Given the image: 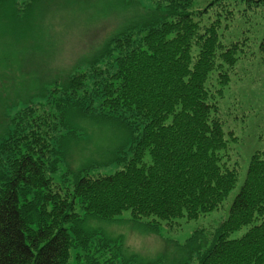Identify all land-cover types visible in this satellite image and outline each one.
Masks as SVG:
<instances>
[{
    "label": "trees",
    "instance_id": "1",
    "mask_svg": "<svg viewBox=\"0 0 264 264\" xmlns=\"http://www.w3.org/2000/svg\"><path fill=\"white\" fill-rule=\"evenodd\" d=\"M16 1L0 0V15L15 17L4 21L14 38L27 20L15 12ZM153 1V11L108 39L88 66L40 91L42 101L7 115L0 264H164L124 258L117 239L85 220L128 212L159 233L224 208L241 173L223 157L236 132L229 118L239 115L212 99V90L221 91L239 63L256 55L251 46L258 38L250 43L241 26L251 18L247 7L264 13V0H211L204 8L197 0ZM213 9L214 18L205 16ZM257 47L260 62L264 27ZM74 114L115 120L127 137L109 161L117 166L112 172L83 168L59 184L53 180L66 142L78 138ZM211 229L195 231L184 244L188 257L171 264H264V149L251 153L226 216Z\"/></svg>",
    "mask_w": 264,
    "mask_h": 264
},
{
    "label": "rangeland",
    "instance_id": "2",
    "mask_svg": "<svg viewBox=\"0 0 264 264\" xmlns=\"http://www.w3.org/2000/svg\"><path fill=\"white\" fill-rule=\"evenodd\" d=\"M210 1L197 0L196 3L204 8ZM16 4L18 11L15 12H19V18L27 17L21 25L23 34L16 35L17 38L9 37L12 31L4 21L15 17H11L10 11H5L6 14L2 11L0 15H6L0 21V140L9 128L10 117L7 115L12 117L25 104L42 101L40 91L50 88L55 81L61 83L73 71L84 69L108 39L145 19L146 13L155 7L153 0H17ZM247 10L250 21H243L241 27L250 43L258 38L251 46L256 55L239 63L238 71L229 76V83L221 91L212 90V99H221L233 114L239 115L236 120L229 118V124L234 123L236 132L230 141L228 158L223 156L241 171L238 183L224 202V208L189 221L180 220L176 227L161 228L159 233L150 232L133 221L128 212L110 220L88 217L85 226L117 239L121 255L126 259L141 263L160 260L164 264L186 259L189 254L184 246L186 239L199 229L211 233L210 229L226 216L251 153L264 149V59L258 62L257 52L264 13L258 12L261 11L259 8L247 7ZM207 15L214 18V9ZM222 23L227 30L230 21ZM115 122L71 115L70 123L78 138L66 142L65 163L60 165L53 181L65 182L62 179L65 174L68 180L73 179L83 168L98 173L116 169L114 162L109 161L125 145L127 132ZM244 231L242 228L230 237H238ZM71 256L73 262L74 251ZM95 258L102 261L99 254Z\"/></svg>",
    "mask_w": 264,
    "mask_h": 264
}]
</instances>
